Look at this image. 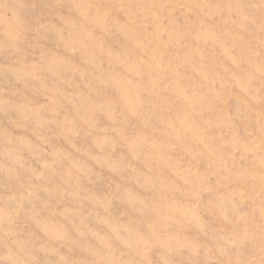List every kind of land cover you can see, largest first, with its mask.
I'll return each instance as SVG.
<instances>
[{
  "label": "rangeland",
  "instance_id": "1",
  "mask_svg": "<svg viewBox=\"0 0 264 264\" xmlns=\"http://www.w3.org/2000/svg\"><path fill=\"white\" fill-rule=\"evenodd\" d=\"M0 264H264V0H0Z\"/></svg>",
  "mask_w": 264,
  "mask_h": 264
}]
</instances>
